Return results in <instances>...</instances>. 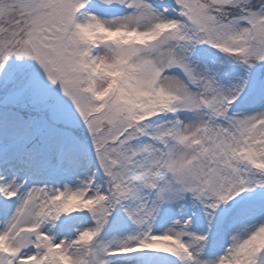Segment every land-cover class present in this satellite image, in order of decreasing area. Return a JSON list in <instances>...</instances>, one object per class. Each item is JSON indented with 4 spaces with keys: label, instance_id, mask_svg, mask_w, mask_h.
<instances>
[{
    "label": "snow or ice",
    "instance_id": "obj_1",
    "mask_svg": "<svg viewBox=\"0 0 264 264\" xmlns=\"http://www.w3.org/2000/svg\"><path fill=\"white\" fill-rule=\"evenodd\" d=\"M0 264H264V0H0Z\"/></svg>",
    "mask_w": 264,
    "mask_h": 264
}]
</instances>
